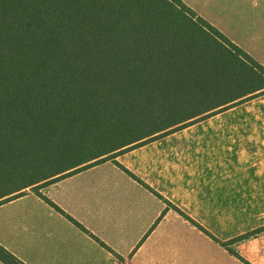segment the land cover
<instances>
[{
  "label": "trees",
  "instance_id": "1",
  "mask_svg": "<svg viewBox=\"0 0 264 264\" xmlns=\"http://www.w3.org/2000/svg\"><path fill=\"white\" fill-rule=\"evenodd\" d=\"M261 95L264 66L182 0H0V204ZM263 232L221 244L244 260Z\"/></svg>",
  "mask_w": 264,
  "mask_h": 264
},
{
  "label": "crops",
  "instance_id": "2",
  "mask_svg": "<svg viewBox=\"0 0 264 264\" xmlns=\"http://www.w3.org/2000/svg\"><path fill=\"white\" fill-rule=\"evenodd\" d=\"M182 1L264 66V0ZM25 191L0 244L26 264H264V232L221 244L264 228V95Z\"/></svg>",
  "mask_w": 264,
  "mask_h": 264
},
{
  "label": "rangeland",
  "instance_id": "3",
  "mask_svg": "<svg viewBox=\"0 0 264 264\" xmlns=\"http://www.w3.org/2000/svg\"><path fill=\"white\" fill-rule=\"evenodd\" d=\"M220 109V108H219ZM219 109H217V110H219ZM217 110H214L213 112H218ZM213 112H211V113H213ZM211 113H208V114H211ZM163 123V122H162ZM161 123V124H162ZM166 123V122H165ZM28 190H31V191H33V189H31V188H28ZM40 190H41V192H40ZM24 192H26V191H24ZM41 195L42 194H44V193H47L48 192V185H44L43 187H40V189H39V191H38Z\"/></svg>",
  "mask_w": 264,
  "mask_h": 264
}]
</instances>
